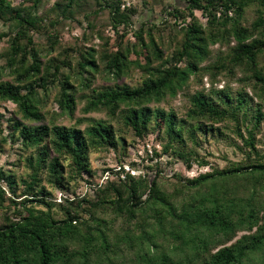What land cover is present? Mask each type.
Segmentation results:
<instances>
[{"label": "trees", "instance_id": "trees-1", "mask_svg": "<svg viewBox=\"0 0 264 264\" xmlns=\"http://www.w3.org/2000/svg\"><path fill=\"white\" fill-rule=\"evenodd\" d=\"M24 1L16 6L11 0H0V19L15 22L17 28L9 52L6 53V49L0 56H18L14 59L19 73L16 83L0 81V98L15 102L24 116L30 118L35 115L33 106L37 101V86L48 90L49 85L60 84L56 101L61 112L73 114L77 97L70 76H62L64 64L51 57L42 71L32 33L43 27L41 31H45L47 37L57 39L55 33L49 34V26H54L61 18L72 19L69 11L76 0H67L61 16L51 18L49 22L47 16L36 13L40 0ZM28 1L31 3L25 4ZM98 1V9L94 11H109L111 24L120 39L131 29L143 41L144 25L138 29L133 27L136 6H127L124 0ZM61 2L55 3V7ZM185 2V9L175 7L168 11V14L183 12L179 21L177 15L175 27L180 32L185 31V37L173 57L176 61L186 60L185 67L177 64L165 69L158 67L157 76L146 79L140 86L107 87L97 94L86 95L85 112L104 106L111 117L107 121L81 117L71 125L43 123L32 126L17 122L22 142L36 147L38 155L27 157L31 173L29 178H21L24 189L20 194L14 189L7 196L9 190L0 185V207L7 209L6 200L9 198L16 210L15 217L5 212L0 221V264H256L261 259L263 261L264 154L257 149L255 132L256 125L264 119L260 106L255 107L253 115L256 124L246 126L245 134L241 126L246 124L247 93H240L235 105L221 106L205 93L197 92L192 96V106L185 117H178L173 109L166 111L144 103L152 99L159 101L168 91L175 95L177 88L201 69L200 63L208 55V45L217 42L225 45L227 51L219 50L217 59L202 68L203 71L213 76L218 72L233 75V69L240 68L243 76L239 81L252 87L257 94L263 93L264 71L259 69L257 58L264 51V0ZM251 6H256L257 17L248 27L242 25L241 19ZM194 9H202L207 26L200 22ZM186 14L191 16L187 22L183 21ZM87 16L86 13L76 22L82 24ZM233 41L235 44H231ZM150 46L162 56V50L152 37ZM130 51L127 46L126 51L118 48L115 53L101 56L103 60L107 58L106 71L119 77L128 67L127 54ZM28 55H31V62L26 59ZM63 62L68 64L65 60ZM78 62L80 69L95 65L94 60ZM49 76H53L52 80ZM23 88H27L24 93ZM211 92L224 96L226 102L231 101V95L224 89ZM242 112L240 119L239 113ZM117 118L123 126L114 129L112 119ZM226 118L235 120L238 136L254 156L249 154L248 161L232 162L223 169L215 168L189 179L192 187L202 190L186 199L180 207L162 188L160 172L151 179L145 173L136 176L125 170L123 162L113 175H108L104 183L94 188V195L74 191V196L63 195L58 203L47 198L46 187L40 185V174L47 167L54 185L65 182L62 158L70 160L67 177L70 180L82 178L84 172L93 173L91 151L117 149L119 145L126 147V137L117 133L125 130L133 131L140 139L151 132L158 133L161 149H152V159L166 153L182 159L188 168H192V160L204 164L195 149L190 148L193 142H198L197 130L207 129L205 121L214 125ZM85 121L88 124L82 128ZM50 150L57 154L48 161L46 157ZM137 165L139 163L132 164L134 169ZM0 179L6 180L11 189L18 183L14 174L1 168ZM30 195L40 197L34 199ZM34 200L46 209L29 205ZM56 204L65 210V216L60 217L54 212ZM23 210L26 213H22ZM238 232L244 233L237 237Z\"/></svg>", "mask_w": 264, "mask_h": 264}, {"label": "rangeland", "instance_id": "rangeland-1", "mask_svg": "<svg viewBox=\"0 0 264 264\" xmlns=\"http://www.w3.org/2000/svg\"><path fill=\"white\" fill-rule=\"evenodd\" d=\"M11 1L16 6L21 2H25L24 0ZM124 1L127 6H136L137 12L132 16L133 27L138 29L142 24L144 25L143 41L139 40L131 29L120 39L121 37L118 36L116 29L111 24L109 11L106 9L99 10L98 12L94 11L98 9V0H76L69 11L72 19L61 18L54 26H49V34L55 33L57 39L47 37V33L41 31L43 27L40 28V31H36V29L33 31L35 48L42 62V71L51 57L57 58L60 63H63L64 65L61 68L62 76H70L69 81L74 86L77 104L73 114H70L68 111L61 112V108L56 101L60 84L55 85V83L49 85L48 90L37 86V101H34L36 105L33 106L35 115L30 118L24 116L15 102L0 98V168L14 174L18 181L17 185L11 189L6 180L0 179V185L9 190L7 196H10L14 192V189H17L15 193H21L20 191L24 189L21 178H29V174L31 173L27 164V157H36L38 155L36 147L27 146L22 142V138L19 135L20 128L16 125L17 122L22 121L32 126L43 123L50 125L54 123L71 125L81 117H85V119H105L107 121L111 117L107 114L104 106L85 112L83 108L87 103L86 95L97 94L107 87L123 85L140 86L146 79L157 76L156 69L158 67L165 69L175 64L181 68L185 67L186 60L176 61V58L173 57L174 53L181 48L185 37V31L180 32L179 28L175 27L177 15L179 14L180 16L183 12L168 14L169 9L173 10L175 7L182 10L185 9V0ZM58 2H61L60 5L55 7V3ZM66 2L67 0H40L36 13L45 17L47 16L48 18L46 19L49 22L51 18L61 16L60 12ZM29 3L31 1L25 4ZM255 9L256 6L246 9L241 19L242 25L248 27L252 25L257 17ZM194 11L200 22L207 26L206 16L202 13V9H194ZM86 13L88 15L87 19L82 24L76 22L77 19L83 18ZM181 17L178 21L182 19ZM190 19V14H186L183 21L187 22ZM177 28L178 30H176ZM16 29L15 22L0 19V54L6 49V53L9 52L10 41ZM151 37L154 38L156 44L162 50V56L157 55L150 46ZM231 44H235V41ZM127 46L131 48V51L127 54L128 67L119 77L109 74L105 69L107 58L103 60L101 56L105 53H115L118 48L126 51ZM225 49L226 46L220 42L209 44L208 55L200 63L201 69L209 63H213L217 59L219 50H224L225 52L227 51ZM8 56H0V81L16 83L19 73L15 59H18V56ZM258 56V67L261 71H264V51L260 52ZM30 57L31 55H28L26 58L28 62H31ZM64 60L68 64L63 62ZM86 60H94L95 65L85 69L81 67L80 69L78 61ZM201 69L197 70V73L191 74L186 84L177 88L175 95L168 91L163 95L161 100L152 99L144 104L152 108L165 109L166 111L173 109L178 117H185L192 106V96L197 92L205 93L215 104L221 106L235 105L238 102L237 97L240 93H247L248 104L245 107L247 110L246 124L241 126L243 132L247 134L246 126L252 127L256 124V119L253 117L256 113L255 107L260 106L262 113H264V92L259 95L252 87L244 86L239 81V78L243 76L240 68L233 69V75L218 72L216 76ZM49 77V80H52L53 76ZM213 79L215 80L214 83H212ZM213 89H224L226 93L231 95V101L226 102L224 96L221 97L211 92ZM26 91L27 88L22 89L23 93ZM122 110H125V107H122ZM239 117L242 119L243 112L239 113ZM112 121L114 129H119L123 126L120 118L112 119ZM161 122L163 123V120ZM205 122L207 129L197 130L196 137L198 144L193 142L190 145V148L193 147L195 149L199 160L205 162L204 164L192 160L193 166L192 168H188L182 159H177L166 153L162 154L161 157L153 156L152 159V149L154 147L161 149V144L157 139L158 133L151 132L144 139H140L136 138L133 131L125 130L124 132L118 131L117 133L126 137V147L119 145L117 149L110 148L102 151H91L90 164L93 173L84 172V178L77 177L70 180L67 178L70 160L62 158V163L65 165V182L54 185L50 181L51 175L47 167L40 174V185L46 187L48 191L46 194L47 198L56 200L57 202L61 200L60 196L62 197L63 195L74 196L75 193L94 195V188L104 183L108 175H113V171L118 169L121 166V162H123L125 170L130 171L136 176L139 174L144 175L145 173L151 179L154 178L156 173L160 172V184L162 188L171 194V198L175 204L180 207L186 199H191L201 189L192 187L191 182L188 181L189 179H192L199 173L213 171L215 168L223 169L232 164V162L248 161L247 155L249 154L254 156V152H250V148L245 146L238 136L234 119H221L214 123V125L210 121ZM87 124L88 121H85L81 124V127L84 128ZM190 124L191 121H189L188 126ZM255 132L257 149L264 154V119L256 125ZM56 154L55 151L50 150V155H47L46 159L50 161L49 159ZM149 155L151 158H149ZM196 155L194 153V156ZM133 162L139 163L136 169L132 166ZM148 165L151 166L149 167ZM186 185H188V188H186ZM73 188L74 190H72ZM30 197L37 199L40 196L30 195ZM8 199L6 200L8 208L3 209L4 206L0 207V221L3 220L2 215L5 212L10 214V216H16L13 215L16 212L15 206ZM29 205L46 209L43 204L36 200L29 203ZM16 207H20V205ZM53 210L60 217L66 215L65 210L61 209L57 204ZM22 213H26L25 210ZM242 233L244 232H238L237 237L241 236ZM256 264H264V258L263 261L261 259Z\"/></svg>", "mask_w": 264, "mask_h": 264}, {"label": "built area", "instance_id": "built-area-1", "mask_svg": "<svg viewBox=\"0 0 264 264\" xmlns=\"http://www.w3.org/2000/svg\"><path fill=\"white\" fill-rule=\"evenodd\" d=\"M60 198H61V196H60Z\"/></svg>", "mask_w": 264, "mask_h": 264}]
</instances>
